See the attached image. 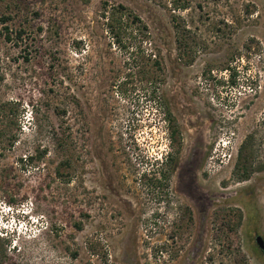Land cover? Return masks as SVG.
Wrapping results in <instances>:
<instances>
[{"label": "rangeland", "instance_id": "374dc122", "mask_svg": "<svg viewBox=\"0 0 264 264\" xmlns=\"http://www.w3.org/2000/svg\"><path fill=\"white\" fill-rule=\"evenodd\" d=\"M173 2L0 0V264H264V0Z\"/></svg>", "mask_w": 264, "mask_h": 264}, {"label": "trees", "instance_id": "16d2710c", "mask_svg": "<svg viewBox=\"0 0 264 264\" xmlns=\"http://www.w3.org/2000/svg\"><path fill=\"white\" fill-rule=\"evenodd\" d=\"M195 1L198 0H174L173 6L174 11H186L190 9ZM216 1V0H214ZM199 9H202L201 3L198 4ZM108 4L104 3V10L108 15L104 14L107 19L108 31L112 35L113 39L118 44H122L124 40H131L137 42L138 39L142 40L144 37H148V28L143 24L141 19L135 16L132 12L128 11V9L124 6H118L116 8L112 7L110 12H107ZM111 9V8H110ZM172 19L174 22H179L181 16L173 15ZM7 18H2L1 22L4 24ZM181 26L176 27V29H180ZM7 30V28H6ZM8 41H11L10 36L6 38ZM2 71V62L0 58V78ZM10 139V138H9ZM14 141V139H11ZM9 140V141H11ZM27 158V157H26ZM28 160L32 161L33 157L28 158Z\"/></svg>", "mask_w": 264, "mask_h": 264}, {"label": "flooded vegetation", "instance_id": "af4514ba", "mask_svg": "<svg viewBox=\"0 0 264 264\" xmlns=\"http://www.w3.org/2000/svg\"><path fill=\"white\" fill-rule=\"evenodd\" d=\"M174 133L173 130L170 131V136H172ZM178 133L175 134V140L172 141L173 145V154L172 156L176 155L175 151H177L180 147ZM196 147V146H195ZM192 146L189 147V150L187 151L186 157L183 159V161L176 162L175 160H172L174 165L177 164L176 167V175L178 179L177 184V192L180 196L187 198L191 200L194 205L201 202V200L204 198V194H202L197 186H196V176L199 173V170L201 169V165L203 162V158L199 155V152H197V148L194 150ZM173 156V157H174ZM201 205V204H199Z\"/></svg>", "mask_w": 264, "mask_h": 264}, {"label": "water", "instance_id": "95a60500", "mask_svg": "<svg viewBox=\"0 0 264 264\" xmlns=\"http://www.w3.org/2000/svg\"><path fill=\"white\" fill-rule=\"evenodd\" d=\"M257 243L260 246V248L262 250H264V242H263L262 238H257Z\"/></svg>", "mask_w": 264, "mask_h": 264}]
</instances>
